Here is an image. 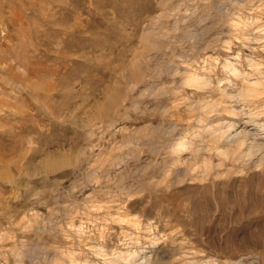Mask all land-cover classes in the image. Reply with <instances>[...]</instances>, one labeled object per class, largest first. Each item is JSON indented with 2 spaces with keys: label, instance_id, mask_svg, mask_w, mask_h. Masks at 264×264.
Masks as SVG:
<instances>
[{
  "label": "rangeland",
  "instance_id": "1",
  "mask_svg": "<svg viewBox=\"0 0 264 264\" xmlns=\"http://www.w3.org/2000/svg\"><path fill=\"white\" fill-rule=\"evenodd\" d=\"M0 264H264V0H0Z\"/></svg>",
  "mask_w": 264,
  "mask_h": 264
},
{
  "label": "bare ground",
  "instance_id": "2",
  "mask_svg": "<svg viewBox=\"0 0 264 264\" xmlns=\"http://www.w3.org/2000/svg\"><path fill=\"white\" fill-rule=\"evenodd\" d=\"M193 80H195V81H197V79L195 78V79H193ZM202 83V82H201ZM259 84H261L259 81H256V82H253V83H251V85H248L247 87H246V89L245 90H243V91H241V92H243V94H242V96H249V95H251V94H253L254 92H259L258 90V85ZM229 127V126H228ZM222 133V132H221ZM219 135V134H218ZM222 135V134H221ZM220 137V136H219ZM219 137H216L215 139L218 141L220 138ZM223 137H224V134H223ZM242 144H240V145H243V143H244V141L242 140V142H241ZM181 144H183V143H181ZM180 144V145H181ZM236 144V143H235ZM138 254V253H137Z\"/></svg>",
  "mask_w": 264,
  "mask_h": 264
}]
</instances>
